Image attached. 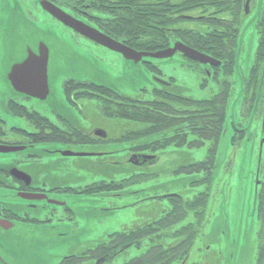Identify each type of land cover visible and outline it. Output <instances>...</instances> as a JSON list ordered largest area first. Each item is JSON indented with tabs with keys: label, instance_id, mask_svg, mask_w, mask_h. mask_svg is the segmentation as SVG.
I'll use <instances>...</instances> for the list:
<instances>
[{
	"label": "rangeland",
	"instance_id": "rangeland-1",
	"mask_svg": "<svg viewBox=\"0 0 264 264\" xmlns=\"http://www.w3.org/2000/svg\"><path fill=\"white\" fill-rule=\"evenodd\" d=\"M7 1L9 2L0 0L2 98L8 93V89H13L6 76L12 64L23 60L24 44L20 42L15 47L21 41V36L13 43L10 40L13 24L21 23L22 20L13 12V3L9 5ZM88 15H92L94 20L102 17L94 11H89ZM39 29L42 42L50 52V106L61 114L69 113L67 98L63 92L64 83L74 79L92 81L139 101L153 100L154 92L194 101L210 100L217 95L226 96V124L234 93L230 89L229 93L220 94L219 89H216V72L209 78L208 73L189 67L188 62L179 55L172 59L149 58L145 59V63H135L92 42L79 38L70 39L62 29H51L44 25ZM181 32L173 30L171 35L177 38ZM30 46L29 49L39 53V46L33 43ZM171 80L175 81L173 89H162ZM119 102L118 99L117 103ZM88 114L95 118V112L90 106ZM190 115L187 120L189 122ZM184 120L185 116L179 120L172 119ZM189 122H183L178 128L170 127L147 138L137 135L132 138L130 134L139 133L148 125L109 119H105L101 125L93 123L92 120L88 130L93 131L97 126L104 128L111 136L109 141L103 149L77 148L75 151L93 154L102 152L108 156L71 157L64 163L66 169L60 174L61 182L65 185L71 184L72 188L79 189L89 185L88 189L109 190V193L88 197V206L84 208L88 215L83 217L80 214L81 218H77L78 232L71 224L65 226L64 223L46 227L48 231L45 227H20L9 233L0 232V247L14 250L7 252L12 253L9 256L14 263L17 261L16 256L25 255L27 260L33 258V263L36 264H60L68 255L86 251L87 248L103 251L104 247H120L130 244L129 240H135L133 247L128 250L134 252H127L114 263L126 264L129 261L128 253L142 256L154 248L168 251L180 245L185 240V228L196 225L197 222L196 213L187 204L205 196V219L191 249L195 252L189 263L205 260L209 264H260L257 251L260 223L247 217L246 208L250 199L248 177L252 168L256 167L255 157L258 154L259 141L264 137L261 124L254 128H258L254 142L245 144L243 136L229 138L230 133L232 136L229 131L219 144V141L197 137L195 133L204 132L203 128ZM241 122L245 123L243 119ZM124 134L127 138H122ZM205 134H208V130ZM210 150L215 151L211 177L201 165L207 160ZM143 155L148 159H152L153 155L157 156L159 161L156 165L145 164L142 168L133 164L135 156ZM140 188L145 189L144 192L128 201L127 194H131L129 191ZM125 189L128 191L125 192ZM133 202L135 205H132ZM178 205L182 208H178ZM111 207L117 209L108 210ZM172 212L177 214L169 221L168 215ZM63 217L60 211L56 221ZM146 226H151L148 236L136 233ZM116 231H120V234L108 237L109 233ZM99 243L102 245L97 246ZM218 252L222 253L220 262L217 260Z\"/></svg>",
	"mask_w": 264,
	"mask_h": 264
},
{
	"label": "flooded vegetation",
	"instance_id": "flooded-vegetation-1",
	"mask_svg": "<svg viewBox=\"0 0 264 264\" xmlns=\"http://www.w3.org/2000/svg\"><path fill=\"white\" fill-rule=\"evenodd\" d=\"M8 3L13 6V12L22 20L21 23L13 24L10 40L13 43L21 36V41H18L15 47L20 42L24 43L23 60L28 56L27 49L31 47V43L35 46L42 43V36L38 31L42 25L51 29H62L70 39L79 38L97 44L52 16L42 7V3L54 6L68 16L83 21L101 32L109 22L111 24L117 22L123 27L128 15L132 14L148 15V19L152 22L150 28L163 29L169 35L173 34V30L182 31L177 38L173 35L168 38L167 43L170 46L166 49L155 52L134 50L157 53L174 48L177 42H182L210 56L216 60V67L201 65L181 52H176L172 58L181 56L188 62L189 67L208 73L209 78L216 72V89H219L221 95L232 90L234 101L230 107L229 117L225 121L230 125L231 138L235 135L243 136L245 144L254 142V136L258 135V128H254L260 124L264 134V0H9ZM89 11H94L102 17L94 20L92 15H88ZM115 14H117L116 18L113 17ZM30 29L35 31L32 32ZM213 36H216V55L205 50L200 44ZM144 61L145 59L142 62ZM15 64L10 67L7 80ZM157 72L160 71L157 69ZM8 83L11 86V83ZM174 84L175 81L171 80L162 89H173ZM68 85L69 88L66 89ZM97 87L101 89L97 90ZM107 89L110 88L89 80H67L63 92L67 98L66 106L69 113L65 115L50 106L51 89L44 100L22 94L15 89H8L5 99L0 94V220L5 225L10 223L14 225L13 229L28 226L46 229L53 224L64 223L65 226L71 224L78 232L77 218H81L80 214L83 217L88 215L84 211L88 206V197L109 193V190L102 189L93 191L92 188L88 189L89 185L79 189L72 188L71 184L65 185L61 182L60 175L62 170L66 169L64 163L71 157L75 159L108 156L102 152L93 154L75 151L77 148L103 149L105 143L109 141L108 138L111 136L104 128L97 126L93 131L88 130L92 120L93 123L101 125L104 124L105 119L123 121L107 116L110 102ZM112 91L121 100L139 101L126 97L118 91ZM122 103V101L115 102L114 106ZM88 106L95 112V118L91 114L89 116ZM242 119L245 123L241 122ZM99 130L104 131L107 137H101ZM122 138L127 136L124 134ZM263 149L264 137L259 141L258 154L255 157L256 167H251L252 171L248 177L250 199L246 208L247 217L260 223L257 232L260 264H264V249L260 245V239L264 237ZM66 152L78 156H65ZM147 159L144 155L135 156L132 162L142 168L145 164L156 165L159 161V157L154 155L152 160ZM61 165L63 168H60ZM144 190L140 188L129 191L131 194H127L128 201ZM124 191L127 192L128 189ZM132 205L135 203L133 202ZM114 209L117 208L111 207L108 210ZM60 211L64 217L56 221ZM0 232L9 233L10 230L0 227ZM119 232H111L108 237L119 235ZM125 247L128 248L120 251ZM132 247L133 243L123 247L114 245L111 249L104 247L103 251L87 248L86 251L68 255L60 264H114L127 252H134L128 251ZM8 251L14 250L0 247V264H36L33 263V258L27 260L25 255L16 256L17 261L14 263L9 256L12 253L7 254ZM173 252L181 254L182 257H174ZM194 252L171 251L163 264H209L205 260L189 263L193 259ZM128 254L129 261L126 264H146L141 262L140 258L148 253L142 256ZM221 257L222 253L218 252L219 262ZM150 264H156L155 259H151Z\"/></svg>",
	"mask_w": 264,
	"mask_h": 264
},
{
	"label": "trees",
	"instance_id": "trees-1",
	"mask_svg": "<svg viewBox=\"0 0 264 264\" xmlns=\"http://www.w3.org/2000/svg\"><path fill=\"white\" fill-rule=\"evenodd\" d=\"M128 16L129 17L126 19V26L124 25L122 27L121 25H118L117 22L114 24L109 22L106 27H103V32L108 36L121 41L130 48L139 51L155 52L160 49H166L170 46L167 43L168 38L170 37L169 34H167L163 29L154 27L150 28L149 25H151L152 22L150 19H148V15L132 14ZM113 17L116 18L117 14H115ZM139 23L142 25H139ZM200 44L205 50L216 55V36H213L211 39L204 40ZM68 88L69 85L66 87V89ZM98 89H101V87H97V90ZM107 92L110 102L106 114L109 118H118L128 122L148 125V127L143 131L136 134H130L132 137L137 135L140 138H147L148 136L155 135L156 133L162 132L163 130L170 129V127L178 128L183 122H189L187 121L188 115H190V112H192L189 123H195V125L198 124L197 126L203 128L204 131L196 132L195 135L201 139L219 141V144L221 142L224 132L223 124L227 115L226 96H215L210 100L194 101L190 99H182L180 97L173 98L160 92H154V100L134 102L126 99L121 100V98L115 95V93L110 89H107ZM118 99L123 103L115 104L114 106V103L117 102ZM111 100H114L115 102L113 103ZM179 116H185V120L172 121L173 118L179 120ZM206 130H208V134H205ZM171 142H173V140ZM214 157L215 151L210 150L207 160L201 164L204 166L209 177H211L213 173ZM187 206L190 208V210H193L196 213L197 222L196 225H189L187 228H185V240L177 247L168 251L154 248L150 253L140 258L141 262L150 264V260L155 259L156 264H163L165 262V258L171 251H191L199 234V228L203 225L205 219L207 199L204 196L198 200L188 203ZM178 208H182V206L178 205ZM176 214L177 212H172L169 214V221L173 220ZM150 228L151 226L143 227L136 233L146 234L145 236H148V230ZM128 242L134 243L135 240H129ZM260 245L262 249H264V237L260 239ZM173 254L174 257H182V255L179 253L173 252Z\"/></svg>",
	"mask_w": 264,
	"mask_h": 264
},
{
	"label": "water",
	"instance_id": "water-1",
	"mask_svg": "<svg viewBox=\"0 0 264 264\" xmlns=\"http://www.w3.org/2000/svg\"><path fill=\"white\" fill-rule=\"evenodd\" d=\"M42 7L48 11L52 16L56 17L59 21L67 25L68 27L75 30L80 35L86 37L87 39L97 43L98 45L107 48L115 53L122 55L126 60L133 61L135 63H140L144 59H157L164 60L172 58L176 52H181L190 59L198 62L204 66H215L216 60L211 58L208 55L202 54L182 42H177L174 48L168 49L166 51L157 52V53H146L136 51L121 41H118L105 33L97 30L96 28L86 24L83 21L76 20L68 16L63 11L59 10L54 6L42 3ZM30 31H35L30 29ZM39 53H35L31 49H27V58L22 62L16 63L8 75V80L11 83V86L16 91L28 95L33 98L44 100L49 94V83H48V64H49V49L45 43H40ZM26 48V46H24ZM8 74V73H7ZM7 78V76H6ZM99 135L103 138L107 137V134L104 131L99 130ZM231 132L230 125L228 122L225 124L224 132L221 138L227 137L228 132ZM231 134V133H230ZM230 138V136H229ZM65 156H78L71 152H66ZM148 160V159H147ZM152 160V159H149ZM7 223V222H6ZM0 227H4L5 230H12L14 225L8 223L5 225L0 220ZM128 247L122 248L120 251H125Z\"/></svg>",
	"mask_w": 264,
	"mask_h": 264
}]
</instances>
